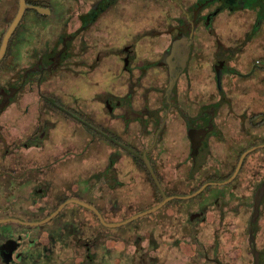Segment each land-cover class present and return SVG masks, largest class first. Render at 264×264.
I'll return each mask as SVG.
<instances>
[{
    "label": "flooded vegetation",
    "instance_id": "1",
    "mask_svg": "<svg viewBox=\"0 0 264 264\" xmlns=\"http://www.w3.org/2000/svg\"><path fill=\"white\" fill-rule=\"evenodd\" d=\"M0 264H264V0H0Z\"/></svg>",
    "mask_w": 264,
    "mask_h": 264
},
{
    "label": "water",
    "instance_id": "2",
    "mask_svg": "<svg viewBox=\"0 0 264 264\" xmlns=\"http://www.w3.org/2000/svg\"><path fill=\"white\" fill-rule=\"evenodd\" d=\"M22 1H23V0H21V3H22ZM21 11H22V7H20V9H19V11H18L17 18L20 16ZM15 21H16V19H15ZM157 206H158V205H157ZM157 206H154L153 208H151V210L154 209V208H156Z\"/></svg>",
    "mask_w": 264,
    "mask_h": 264
}]
</instances>
